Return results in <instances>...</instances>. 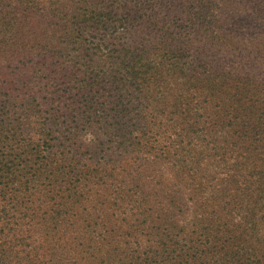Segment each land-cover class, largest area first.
Returning <instances> with one entry per match:
<instances>
[{
    "label": "trees",
    "instance_id": "obj_1",
    "mask_svg": "<svg viewBox=\"0 0 264 264\" xmlns=\"http://www.w3.org/2000/svg\"><path fill=\"white\" fill-rule=\"evenodd\" d=\"M0 264H264V0H0Z\"/></svg>",
    "mask_w": 264,
    "mask_h": 264
}]
</instances>
